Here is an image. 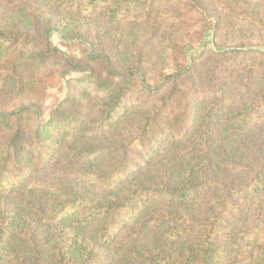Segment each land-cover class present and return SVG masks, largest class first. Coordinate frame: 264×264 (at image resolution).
Returning <instances> with one entry per match:
<instances>
[{
  "label": "rangeland",
  "instance_id": "374dc122",
  "mask_svg": "<svg viewBox=\"0 0 264 264\" xmlns=\"http://www.w3.org/2000/svg\"><path fill=\"white\" fill-rule=\"evenodd\" d=\"M145 2L151 9L136 12L127 21L103 20L96 15L87 17L80 27L81 38L67 37L64 42L55 34L49 39L45 36V21L58 15L50 0H0V28L6 35L15 36L18 42L0 57V112L24 105L35 106L37 113L32 110L33 113L21 116L18 121L28 129L30 123L37 122L38 116L46 119L50 109L65 99L69 91L75 100L72 110L81 116L64 151L39 170L30 166L27 186L11 196L0 197V210L27 220L33 243L45 229L42 217L51 211L59 195L44 186H71L79 195L104 200L108 192L102 188L103 180L120 163L128 160L141 164V159H145L129 143L140 130V116L153 109L162 108L161 125L172 122L174 130L169 136L173 141L161 142L162 155L148 167L122 175L112 190L117 198L126 197L137 184L150 190L183 187L185 175L196 166L202 167L208 181L236 186L242 179L233 167L247 166L254 163L258 153L264 154V0ZM33 12L39 14L32 18ZM164 13L172 16L159 28H151V21ZM48 41L65 57L94 69L100 80L122 83L129 89L126 109L121 110L111 128L103 127L97 132V111L103 98L94 97L71 82L84 76L63 72L68 69L61 66L63 55H59L60 65L53 63V59L34 60L32 52L42 51ZM230 47L238 48L237 53L226 50ZM187 63H191L187 78L176 82L165 80L166 75L177 71V65ZM143 83L159 87L149 96L138 88L131 90ZM251 101L262 105L261 119L247 134L233 135L234 128L226 118ZM213 105L218 106L211 112L209 108ZM206 132L212 134L208 143L200 139ZM102 146L104 149L96 158L86 155L90 148ZM78 153L83 155L77 157ZM87 174L93 178L89 180ZM32 183H37L36 188L31 189ZM208 195L201 204L190 208L172 203L168 197L158 204H147L141 210L139 221L124 229L120 227L111 244L102 246L93 242L94 264L122 262L130 253L140 257L125 264H149L148 258L159 254L172 262L183 259L195 236L190 234L172 243L167 235L174 230L182 211H197L196 219L201 221ZM257 205L242 217L234 218L230 229L237 233L242 230V223L247 230L254 226L256 218L264 213V196L256 199ZM103 226L102 221H97L88 227L85 236L91 238ZM135 230H138L134 235L136 240L125 241L124 235ZM65 241V236L62 242L58 236H49L37 263L59 264L58 252L62 251ZM14 249L19 264H36L32 246L27 242L16 243Z\"/></svg>",
  "mask_w": 264,
  "mask_h": 264
},
{
  "label": "trees",
  "instance_id": "16d2710c",
  "mask_svg": "<svg viewBox=\"0 0 264 264\" xmlns=\"http://www.w3.org/2000/svg\"><path fill=\"white\" fill-rule=\"evenodd\" d=\"M50 3L58 11V15L55 19L48 18L45 21V36L49 39L51 34H55L64 42L67 37L73 40L81 38L80 27L87 17L96 15L95 17L99 16L103 20L127 21L132 14L147 10L142 12L145 13L151 9L145 0H50ZM50 3H48L49 6ZM32 14V18H35L39 13ZM171 16L170 13H164L155 17L151 21V28H159ZM17 43L15 36L6 35L0 28V57ZM226 50L237 53L238 48L230 47ZM32 55L36 61L45 62L53 59V63L62 64V57L59 55L63 54L53 49L49 41L46 42L42 51L32 52ZM94 58L91 57L92 60ZM63 62L62 68L68 67L63 72L84 76L82 79H74L71 82L78 84L94 97L102 96L103 98L97 111V132L103 127L111 128L121 110L126 109L129 89H125L122 83L100 80L95 75L94 69L78 61L74 62L65 55H63ZM177 67V71L166 75L165 80L174 79L173 82H176L189 76L191 63L185 66L177 65ZM158 87L159 85L151 87L143 83L139 87H132L131 90L138 88L149 96L154 94ZM73 97L68 91L66 98L50 109L46 119L43 120L38 116L36 123L29 122L28 129L21 127L18 121L21 116H25L32 110L37 113L35 106L24 105L11 111L0 112V197L11 196L18 189L26 187L29 168L39 170L64 151L68 138L73 135L76 124L81 121L79 113L72 110L75 105ZM216 106L218 105H213L209 111L213 112ZM161 109V107L153 109L140 116L138 121L140 130L129 144L132 150L139 149L141 154L145 155V159H141V164L128 160L120 163L102 182V188L108 192L104 200L96 201L87 195H79L71 186H44L56 191L59 195L51 211L42 217L41 221L45 229L37 236L34 243L32 230L29 229L25 218L17 214L9 216L4 210H0V264H19L14 255V245L21 242H27L30 247L32 246V258L38 264L43 245L49 236H58L61 242L63 236L66 237L62 251L58 252L59 264H94L93 242L102 246L111 244L120 227L124 229L139 221L141 210L147 204L153 202L158 204L163 198L168 197L170 202L190 208L192 205L201 204L207 194L209 197L205 200L204 216L201 221L196 219L197 211H182V216L174 224V230H168L167 236L172 243L190 234L195 236L184 258L175 260L180 264H233L237 261L242 264H264V213L260 211L263 215L256 218V224L249 230L243 223L240 225L242 230L237 233L229 227L234 218L242 217L254 205L257 208L256 199L264 196V154L258 153L253 159L254 163L251 162L247 166L233 167L236 170L235 174L238 173L242 179L236 186L230 187L219 181H208L202 167L196 166L185 175L183 187L178 189L150 190L137 184L131 187V191L124 198L112 195L116 182L122 178L123 174L133 171L136 173L139 168L148 167L154 159L162 155L161 142L173 141L172 136H169L174 130L172 122L167 121L162 125L159 122ZM261 109L262 105L258 101L256 103L251 101L242 110L230 114L226 121L234 128L232 134H247L261 119ZM27 120L30 121L28 118ZM178 133L180 134V130ZM211 137L212 134L206 132L200 139L208 143ZM102 149H104L103 146L90 148L86 155L96 158ZM201 153L200 151L199 155ZM82 155L78 153L77 157ZM87 176L89 180L93 178L90 174ZM36 186L37 183H32L31 189ZM231 209L235 211H230ZM97 221H102L104 226L91 238H87L85 231ZM63 228L66 230L63 231ZM136 231L138 230L127 232L124 235L127 237L125 241L131 239L134 242ZM139 257L140 254L130 253L122 262L117 261L114 264L132 263ZM148 260L149 264L177 263L175 260L173 262L167 260L160 254Z\"/></svg>",
  "mask_w": 264,
  "mask_h": 264
}]
</instances>
